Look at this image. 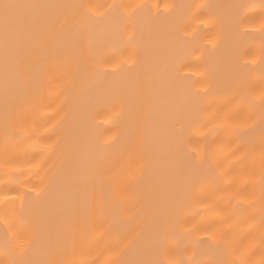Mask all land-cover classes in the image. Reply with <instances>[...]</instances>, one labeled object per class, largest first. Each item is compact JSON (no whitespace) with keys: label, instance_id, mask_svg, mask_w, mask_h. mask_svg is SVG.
Instances as JSON below:
<instances>
[{"label":"snow or ice","instance_id":"obj_1","mask_svg":"<svg viewBox=\"0 0 264 264\" xmlns=\"http://www.w3.org/2000/svg\"><path fill=\"white\" fill-rule=\"evenodd\" d=\"M163 8L0 0V264H264V0Z\"/></svg>","mask_w":264,"mask_h":264},{"label":"bare ground","instance_id":"obj_2","mask_svg":"<svg viewBox=\"0 0 264 264\" xmlns=\"http://www.w3.org/2000/svg\"><path fill=\"white\" fill-rule=\"evenodd\" d=\"M93 3H101V4H105V3H112L114 2V0H92ZM116 2H119V0H116ZM123 2H127V3H139V2H144V3H148V4H158L160 6V10L163 12L164 8L163 6L165 4H173V3H207L209 2V0H123ZM197 24L196 21L193 20L191 22V28H196ZM202 27V26H200ZM204 34L201 32H198L197 35L194 37L195 40V44L197 47L199 46H203V47H210L209 44H206L204 42V39H202L201 37ZM192 63H195V61H192ZM192 71H195V69H193ZM196 77H193V80H195ZM103 118V117H101ZM7 192V189L5 188V186L3 185V183H0V196H3L5 193ZM9 195H11V193H9Z\"/></svg>","mask_w":264,"mask_h":264}]
</instances>
